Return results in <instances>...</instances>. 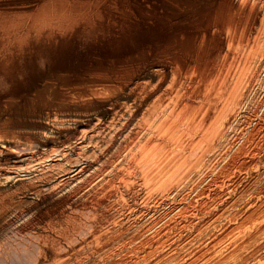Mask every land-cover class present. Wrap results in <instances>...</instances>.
Wrapping results in <instances>:
<instances>
[{
  "label": "bare ground",
  "instance_id": "6f19581e",
  "mask_svg": "<svg viewBox=\"0 0 264 264\" xmlns=\"http://www.w3.org/2000/svg\"><path fill=\"white\" fill-rule=\"evenodd\" d=\"M0 264H264V0H0Z\"/></svg>",
  "mask_w": 264,
  "mask_h": 264
}]
</instances>
